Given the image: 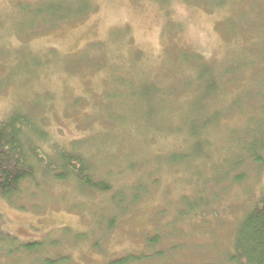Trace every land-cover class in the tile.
Wrapping results in <instances>:
<instances>
[{
  "label": "rangeland",
  "instance_id": "374dc122",
  "mask_svg": "<svg viewBox=\"0 0 264 264\" xmlns=\"http://www.w3.org/2000/svg\"><path fill=\"white\" fill-rule=\"evenodd\" d=\"M19 116L27 146L79 151L114 186L35 163L0 193V264L244 261L239 228L264 200V0H0V121Z\"/></svg>",
  "mask_w": 264,
  "mask_h": 264
},
{
  "label": "trees",
  "instance_id": "16d2710c",
  "mask_svg": "<svg viewBox=\"0 0 264 264\" xmlns=\"http://www.w3.org/2000/svg\"><path fill=\"white\" fill-rule=\"evenodd\" d=\"M56 21L57 20H55V22ZM22 118L24 117L19 116L6 121H0V193L2 195L7 197L14 195L21 191V184L23 181L29 178H36L38 168L35 163H38V161L41 164L42 170L46 174L56 177L55 179L68 180L74 178L78 182L81 181L84 184L86 183L99 191L104 192L111 190L114 185L106 177L101 176L100 178H95L94 169H90L87 160L79 151L71 149L66 150L65 146H63L64 148L59 149L58 158H60V161L57 163L49 159L47 152H45L46 155H42L37 146H27L25 144L27 141V139H25L26 124ZM132 168L133 166L130 170ZM133 183L135 186L126 193H124L121 188L115 189L114 187V191L116 190L119 192L123 200L120 209L118 211L113 210L112 214H114V212L117 214L125 213L131 205L135 204V202L141 198L142 191L140 192L137 186L140 183L139 177L133 181ZM114 191L110 196L115 197L114 194L117 195V192L115 193ZM188 204L191 206L196 205H193L192 202ZM203 204L204 202L200 200V205ZM100 218L101 219L96 217V221L94 222L96 228H103V223H101V221H109L107 226H113L115 224L113 222L114 219H108L107 214H105V216L101 214ZM57 229V232L62 230L65 231L67 227H64V229L58 227ZM80 234L81 235L77 234L76 236L79 240L86 239L89 236L88 233ZM6 237L5 232L0 231V247L4 246L3 242ZM239 238H243L244 240V261H241V254L238 255L234 253V255L231 256V260L235 262L234 264H237V262H239V264H264V200L257 203L256 206H253L243 218L239 228ZM158 239L159 236L155 234L152 241H158ZM17 240V238L12 239V245L10 246L11 251H14L13 245H16L17 249L21 248L29 253L40 252L43 249L40 247H45L44 241L19 242ZM54 242L55 240H53V243ZM144 256V253L141 255L132 253L114 259L110 261L109 264H126L132 260L144 258ZM65 261H69L66 256H59L57 259V263ZM54 262L55 261L48 258L44 263L55 264ZM44 263L41 261L39 264Z\"/></svg>",
  "mask_w": 264,
  "mask_h": 264
}]
</instances>
